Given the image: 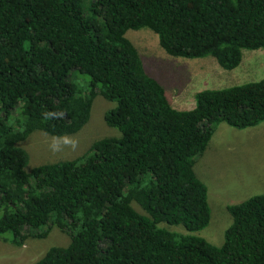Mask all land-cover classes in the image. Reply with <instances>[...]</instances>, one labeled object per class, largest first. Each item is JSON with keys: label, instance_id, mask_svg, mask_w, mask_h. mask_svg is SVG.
<instances>
[{"label": "trees", "instance_id": "obj_1", "mask_svg": "<svg viewBox=\"0 0 264 264\" xmlns=\"http://www.w3.org/2000/svg\"><path fill=\"white\" fill-rule=\"evenodd\" d=\"M144 28L173 57L232 71L244 50H264V0H0V242L70 236L36 264H264V195L228 206L221 247L193 234L211 221L195 158L217 124L264 122V78L177 110L126 37ZM97 96L115 103L105 121L119 136L26 170L18 144L35 131L77 134Z\"/></svg>", "mask_w": 264, "mask_h": 264}, {"label": "rangeland", "instance_id": "obj_2", "mask_svg": "<svg viewBox=\"0 0 264 264\" xmlns=\"http://www.w3.org/2000/svg\"><path fill=\"white\" fill-rule=\"evenodd\" d=\"M126 37L136 46L147 72L163 85L177 110H192L196 105L195 94L203 90L224 89L264 78L263 49L244 50L240 66L228 71L212 57L187 59L167 54L160 46L158 36L150 29L129 30ZM115 106V103L97 96L89 122L72 136L55 138L43 131L32 133L18 144L30 157L26 170L78 158L96 141L119 136V131L105 121L106 113ZM194 171L208 188L211 221L207 228L193 234L221 247L225 232L233 222L228 206L264 195V122L243 130L232 128L225 122L217 124L206 151L195 158ZM134 208L141 215L146 214L138 204H134ZM162 224L173 232L187 233L181 225ZM70 244V236L58 228H54L45 239L28 240L23 247L2 241L0 264H36L50 248Z\"/></svg>", "mask_w": 264, "mask_h": 264}]
</instances>
